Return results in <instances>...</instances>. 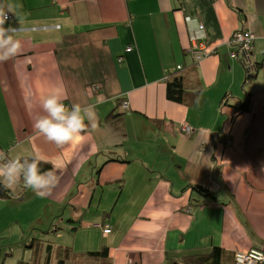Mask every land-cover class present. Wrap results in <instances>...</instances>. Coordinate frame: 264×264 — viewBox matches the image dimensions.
I'll list each match as a JSON object with an SVG mask.
<instances>
[{
	"label": "crops",
	"instance_id": "0c3cea01",
	"mask_svg": "<svg viewBox=\"0 0 264 264\" xmlns=\"http://www.w3.org/2000/svg\"><path fill=\"white\" fill-rule=\"evenodd\" d=\"M0 6L11 8L5 26L17 29L22 44L0 62V152L38 155L59 177L44 198L27 189L47 222L26 237L18 257L0 248V264L28 262L31 237L46 242L45 254L58 208L68 209L60 221L66 213L67 224L82 225L79 232L71 227L72 235L84 231L76 254L107 248V258L86 264H174L198 248L264 249V63L257 68L264 62V0H0ZM197 21L217 52L195 64L189 34ZM238 30L256 36L248 66L229 57L226 41ZM177 66L186 90L180 102L167 98L166 76ZM58 87L69 108L93 105L96 114L95 127L86 120L87 128L61 146L34 128L44 114L41 99ZM248 95V111L235 114ZM182 124L192 127L189 135ZM15 199H0V238L13 229L16 214L4 203Z\"/></svg>",
	"mask_w": 264,
	"mask_h": 264
},
{
	"label": "clouds",
	"instance_id": "9594fccd",
	"mask_svg": "<svg viewBox=\"0 0 264 264\" xmlns=\"http://www.w3.org/2000/svg\"><path fill=\"white\" fill-rule=\"evenodd\" d=\"M10 11V7L0 6V62L16 56L22 49L21 41L16 35L17 29L11 25L5 26ZM64 99L61 88L51 90L41 99L44 114L39 115L34 122V128L58 146L76 139L87 128L86 120L95 127L93 105L82 106L76 103L69 108L63 102ZM58 181L59 177L54 171L41 170L40 156H8L0 152V185L4 188L12 189L22 182L36 196L44 198L51 193Z\"/></svg>",
	"mask_w": 264,
	"mask_h": 264
},
{
	"label": "trees",
	"instance_id": "16d2710c",
	"mask_svg": "<svg viewBox=\"0 0 264 264\" xmlns=\"http://www.w3.org/2000/svg\"><path fill=\"white\" fill-rule=\"evenodd\" d=\"M228 48L230 53L231 48L229 46ZM263 63L264 62H261L257 65V68H260ZM177 67L179 68H175V71L173 69L171 72H168L166 76L167 98L171 101L180 102L182 97L186 94V90L184 88L182 76H179L182 71V66ZM173 71L175 73H173ZM249 107L250 100L248 95V98L245 99L243 103L234 108L235 114L246 112ZM41 170H52V166L50 163L41 160ZM18 186L21 191L14 193L10 189L4 188L3 185H0V199L8 200L11 197H24L26 192H28V188L24 187L22 182L18 184ZM192 189H195V191H198L201 194L206 193L207 195L212 196L207 189L198 186H193ZM43 244H46V242L33 238L27 244L33 252L31 259L28 262H18L17 264H53V262H55V264H86L87 259H90L91 257L103 259L107 258L108 255L106 247L101 248L99 251L87 252L86 254H76L73 253L69 247L58 246L55 249L50 243L43 248L45 251V254L43 255V253L40 252V247ZM174 264H234V253L225 251L220 247H212L210 249L198 248L186 252V255L180 259V262Z\"/></svg>",
	"mask_w": 264,
	"mask_h": 264
},
{
	"label": "rangeland",
	"instance_id": "374dc122",
	"mask_svg": "<svg viewBox=\"0 0 264 264\" xmlns=\"http://www.w3.org/2000/svg\"><path fill=\"white\" fill-rule=\"evenodd\" d=\"M56 28L59 29V26H56ZM194 30H197V29L194 28ZM203 35H204L205 41L207 43L206 52L209 53V56L204 58V59H206V58L214 56L216 54L215 53L211 54L212 53L211 49H215V47L210 45L209 41L207 40V38L205 36V33ZM189 37H190V34H189ZM200 58H201V56L196 57L195 64H198L199 62L204 60V59H200ZM198 59H200V60H198ZM123 103H125V102H122V104ZM121 110L125 111L126 108H123L121 106ZM191 132H192V130L188 133H185L182 131V133L184 135H189ZM159 142L160 141H158V144H159ZM226 145H228V144L226 143ZM202 150H203V148L201 149V151ZM26 197H27V193L24 197L16 198L14 200V203H12L11 201L4 203V208L14 212V214H16V216L12 218L13 219L12 231H7L0 238V245H2L5 241H11V242H8L5 245L3 244L2 246H0V248L2 249L3 252L5 251L6 253H9V251L10 252L12 251L11 254L15 253V255H14L15 257H18L20 254L19 252H21V251H18L17 248L19 246L26 245V243H25L27 241L26 237L28 235H30L32 232H35V231L40 232L39 230H42L45 227V225L43 223L47 222L45 220H43L44 222L43 221L40 222V220H39L40 218L45 219L44 218L45 214H44L43 207L38 203V201L31 202V199L26 198ZM105 206H107V205L102 206V208L104 209ZM62 209L58 208V209L54 210L52 215H55V217L53 219L52 218L50 219V225L51 226H49V227H51V229H52V232H50L51 245L54 246L56 249L61 244L64 246H68L70 244H73L75 246L73 248L71 247L72 248L71 251L73 253H75L79 249L78 246L80 245V242L82 241L80 238V235L84 231L83 230L80 231L79 235H75V234L72 235L73 231L71 230V227H72V229H75L76 232H79V230H81L82 225H80L78 223L77 219H75L72 224H67L68 223V219H67L68 216L66 213L62 216L63 221H60L59 219L61 218ZM63 210L67 211L68 209L64 208ZM47 228H45L46 231H47ZM100 229L101 228H99V230ZM107 229H109V228H102V232L104 230H107ZM111 231L112 230L110 229V233H111ZM13 232H14V234H13ZM16 232H18V235L15 237ZM57 234L61 236L60 239H57L55 237V235H57ZM105 235H108V234H105ZM38 237L40 238V234H38ZM31 240H32V237L30 238L29 242ZM39 240H41V239H39ZM43 255H44V253H43ZM53 264H55V262H53Z\"/></svg>",
	"mask_w": 264,
	"mask_h": 264
},
{
	"label": "built area",
	"instance_id": "2783aa9c",
	"mask_svg": "<svg viewBox=\"0 0 264 264\" xmlns=\"http://www.w3.org/2000/svg\"><path fill=\"white\" fill-rule=\"evenodd\" d=\"M8 17H9L8 19L9 21L11 19V15L9 13H8ZM185 21L186 23H191L195 20H192L191 18L187 17L185 18ZM195 29L197 30L192 29L190 31L191 42L189 47L190 53H193L194 62L196 61V57L201 56L200 59H204L205 57L209 56V53L206 52L207 43L203 35L204 26L197 21ZM255 39L256 36L249 31L246 30L234 31L226 41V45L231 48L229 57L239 60L244 66H248L251 62L250 57L254 50ZM211 50H212L211 54L214 53L216 54L215 49H211ZM130 51H131L130 47H127L125 49V52L127 53ZM262 55L264 56V51L262 52ZM121 106L123 108H126L127 107L126 102L121 104ZM181 130L185 133H188L193 129L189 124H183L181 126ZM226 143L230 145L231 140L227 139ZM105 228H109V229L104 230L103 234L104 235L109 234L111 228L108 225H106ZM234 264H264V250L250 249L247 252L236 251L234 253Z\"/></svg>",
	"mask_w": 264,
	"mask_h": 264
},
{
	"label": "bare ground",
	"instance_id": "6f19581e",
	"mask_svg": "<svg viewBox=\"0 0 264 264\" xmlns=\"http://www.w3.org/2000/svg\"><path fill=\"white\" fill-rule=\"evenodd\" d=\"M65 103V102H64ZM65 105L67 106V104L65 103ZM68 107V106H67ZM52 166V165H51ZM21 191V190H20Z\"/></svg>",
	"mask_w": 264,
	"mask_h": 264
}]
</instances>
